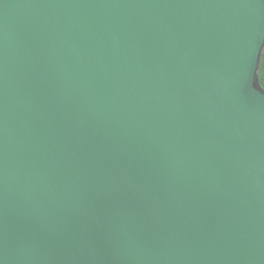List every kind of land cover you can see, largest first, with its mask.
I'll return each mask as SVG.
<instances>
[{"label": "water", "instance_id": "1", "mask_svg": "<svg viewBox=\"0 0 264 264\" xmlns=\"http://www.w3.org/2000/svg\"><path fill=\"white\" fill-rule=\"evenodd\" d=\"M264 0H0V264H264Z\"/></svg>", "mask_w": 264, "mask_h": 264}, {"label": "trees", "instance_id": "2", "mask_svg": "<svg viewBox=\"0 0 264 264\" xmlns=\"http://www.w3.org/2000/svg\"><path fill=\"white\" fill-rule=\"evenodd\" d=\"M257 78H258V81H259V86L264 91V65H262L261 60H260V64H259Z\"/></svg>", "mask_w": 264, "mask_h": 264}, {"label": "snow or ice", "instance_id": "3", "mask_svg": "<svg viewBox=\"0 0 264 264\" xmlns=\"http://www.w3.org/2000/svg\"><path fill=\"white\" fill-rule=\"evenodd\" d=\"M262 65H264V52H260V56H259Z\"/></svg>", "mask_w": 264, "mask_h": 264}]
</instances>
